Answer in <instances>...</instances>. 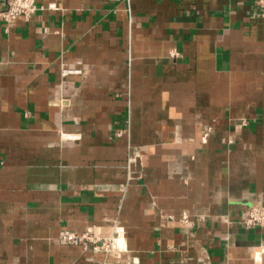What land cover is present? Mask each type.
<instances>
[{"label":"crops","instance_id":"obj_1","mask_svg":"<svg viewBox=\"0 0 264 264\" xmlns=\"http://www.w3.org/2000/svg\"><path fill=\"white\" fill-rule=\"evenodd\" d=\"M37 5L0 16V264H264L258 5ZM118 226L109 253L58 238Z\"/></svg>","mask_w":264,"mask_h":264},{"label":"built area","instance_id":"obj_2","mask_svg":"<svg viewBox=\"0 0 264 264\" xmlns=\"http://www.w3.org/2000/svg\"><path fill=\"white\" fill-rule=\"evenodd\" d=\"M260 8V13L264 15V0H253ZM38 9L37 0H5V4L0 8V16L6 21L7 25H13L16 19L24 15L30 17ZM67 72L69 70H66ZM69 137H75L73 134H69ZM138 154L131 152L128 157V169L129 174L124 187L127 186L134 175L132 173V165L137 161ZM243 223L247 227L251 226H264V205L254 204L245 209ZM121 227H117V234L111 236L97 235L92 229H86L85 231H75L71 229H63L59 233V240L64 243L77 244L83 246L84 249L92 250L95 252L109 253L116 246L119 245V234Z\"/></svg>","mask_w":264,"mask_h":264}]
</instances>
